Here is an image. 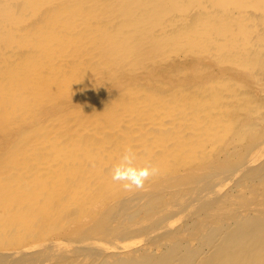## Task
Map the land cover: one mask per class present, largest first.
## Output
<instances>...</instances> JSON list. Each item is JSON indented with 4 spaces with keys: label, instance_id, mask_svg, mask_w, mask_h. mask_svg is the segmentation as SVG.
Returning <instances> with one entry per match:
<instances>
[{
    "label": "bare ground",
    "instance_id": "obj_1",
    "mask_svg": "<svg viewBox=\"0 0 264 264\" xmlns=\"http://www.w3.org/2000/svg\"><path fill=\"white\" fill-rule=\"evenodd\" d=\"M0 264H264V0H0Z\"/></svg>",
    "mask_w": 264,
    "mask_h": 264
},
{
    "label": "clouds",
    "instance_id": "obj_2",
    "mask_svg": "<svg viewBox=\"0 0 264 264\" xmlns=\"http://www.w3.org/2000/svg\"><path fill=\"white\" fill-rule=\"evenodd\" d=\"M136 158V154L131 149H126L121 157V163L113 169L112 179L119 182L125 191L143 189L147 180L159 174L158 166L151 164L134 165L133 161Z\"/></svg>",
    "mask_w": 264,
    "mask_h": 264
}]
</instances>
